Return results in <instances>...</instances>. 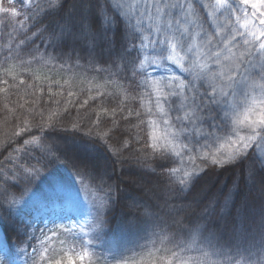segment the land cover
<instances>
[{
	"label": "trees",
	"instance_id": "16d2710c",
	"mask_svg": "<svg viewBox=\"0 0 264 264\" xmlns=\"http://www.w3.org/2000/svg\"><path fill=\"white\" fill-rule=\"evenodd\" d=\"M15 1L18 15L0 16V264L83 253L84 264H162L173 253L193 264H264V126L238 123L264 101V76L246 97L232 84L219 105L202 97L190 108L189 98L170 112L159 90L150 99L140 85L147 60L191 77L167 61L174 54L193 79L224 71L222 42L245 39L230 16L240 0H160L174 6L159 31L146 14L156 0H108L111 12L107 0ZM194 43L204 52L196 66ZM154 77L144 78L169 83ZM215 80L193 89H217ZM188 135L198 158L184 166L174 156ZM240 136L247 147L231 152Z\"/></svg>",
	"mask_w": 264,
	"mask_h": 264
},
{
	"label": "rangeland",
	"instance_id": "374dc122",
	"mask_svg": "<svg viewBox=\"0 0 264 264\" xmlns=\"http://www.w3.org/2000/svg\"><path fill=\"white\" fill-rule=\"evenodd\" d=\"M27 2L26 6L31 7V5L33 4V0H22ZM15 0H8V4L9 5H13L14 8L16 6L15 9H17L18 5L16 3ZM108 3V9L111 12L113 10V7L111 5V3L107 0ZM244 6H240L239 9L235 8L230 12V16L232 18V20L234 21L236 19V17L238 15H240L242 13V11H244L243 9ZM10 8V7H8ZM209 10L211 9L210 7L208 8ZM216 12L215 13H219L220 15L223 14L224 12H226L227 10H221L220 8H216L215 9ZM213 13V14H215ZM8 16L12 17L11 12L8 13H4V12H0V16ZM114 16L115 18L118 16L116 14V12L114 11ZM10 19V18H9ZM235 27L238 29V25L235 23ZM240 32V30L238 29V33ZM231 41V39H229ZM241 46L243 44V40H241ZM256 43V42H255ZM214 46L217 45V41H215V43L213 42ZM234 47L233 51L237 52V54H239L240 51H242V49H235V45H232ZM254 42H253V47H254ZM203 49L201 48V45L199 43H194L193 46V57L189 60H191L192 62L195 63V66L197 64V62L203 57L202 54L204 53L202 51ZM256 51V49L251 50L250 53H246L244 58H242V60H247V64L245 62H243L242 60L240 61V66L238 68H235V72L233 73L234 70H231L230 73L228 74L226 79H222L219 78V71H207L204 73V75L199 78L193 79L191 77H194L195 75H198L199 73L196 72L194 69L190 68V64L188 61L182 59V58H178V59H168L167 61L172 63L174 66L177 67L178 71L186 74L187 76H191V77H185L184 75L180 74V77H177L176 75H172V74H164L165 69L164 68H160L159 66L156 65V63L151 60H147L144 61L141 64V76L143 79V82L140 84L141 86H143V91L142 93H145L147 95H149L150 99H152L153 97L151 95H153L157 90H159V98L161 99V110L164 107L168 106V112H170V107L169 105H183L184 107H186L188 109L189 105L191 104V102L189 101V98H193V102L190 105V108L193 107V105H199V101L202 97L206 98V103H208L209 105L212 104H216L219 105V100L224 96V91L226 90V88H229L232 84L233 87L237 86V87H242L243 88V92L244 95L243 97H246L247 94V89L248 87L251 88V86L249 85L251 83V81H255L256 79H258L259 77H263L264 76V62L260 61L261 58L264 57L263 53L261 54H254ZM208 56V55H207ZM227 64V68L224 70L225 72H228V62ZM211 67L214 66L213 64H210ZM155 67V71H153L151 74H147V71L154 68ZM244 68V69H243ZM160 70V73H158ZM240 70H244L248 76L246 77H242ZM237 77L233 76L235 73H237ZM154 75L155 77L153 78V80L156 81V78L159 76H163L166 75L167 76V80H169V83L166 84L165 86L162 84H149L148 81L145 80V78H151V76ZM215 77L219 80H215V85L217 84V89L215 88H210V89H205L204 86L197 88V89H193V87L195 86L196 83L200 82V80H204L206 81L207 79H210L212 77ZM229 75H230V79H229ZM145 77V78H144ZM169 78H174L172 80H170ZM233 79L234 83H231V80ZM155 81H151L152 83H155ZM157 83V82H156ZM224 83V84H221ZM149 86V88H145ZM169 99H171V101H169ZM247 100V99H245ZM232 104H229L228 107L230 106L229 109H232L231 106ZM238 106V105H236ZM169 115V114H168ZM193 115V112H192ZM171 116V115H169ZM227 114L222 113L221 118H226ZM192 119V118H191ZM241 119V118H240ZM193 120V119H192ZM263 127V126H260ZM196 135V133H194ZM194 135V136H195ZM256 139V137H254V140ZM192 138L190 137V135H188V138L185 140V142L189 143L188 145H184L182 150L179 151V153L174 156L175 162L178 164H183L185 166V163H191L192 160L197 159L198 157H192L191 155H189V152L192 149V142H191ZM253 140V141H254ZM192 146H191V145ZM156 150V149H155ZM158 150H161L163 154L168 155L167 151L162 148L159 147ZM160 152V151H159ZM206 153H202V156H204ZM172 158V157H170ZM264 164V161H263Z\"/></svg>",
	"mask_w": 264,
	"mask_h": 264
},
{
	"label": "snow or ice",
	"instance_id": "6c2138e0",
	"mask_svg": "<svg viewBox=\"0 0 264 264\" xmlns=\"http://www.w3.org/2000/svg\"><path fill=\"white\" fill-rule=\"evenodd\" d=\"M241 4L244 6V11L240 15L236 17V24L238 25V29L240 32L238 34H242L245 39L243 40L242 46L235 47V49H242V51L237 54V52L233 51L234 47L231 44V41L222 42L223 44V52H219L216 56V62L221 64L222 68L224 67L223 62L220 57L222 53L224 54L223 60L228 62V72H224L223 70L220 72V75H228L231 70L238 68L240 66V61L245 56L246 53H250L253 48V42H256L260 49H264V0H240ZM224 0H216L217 6H222ZM172 4L161 3L160 0H156V2L151 6V8L146 9V14L148 19L155 25L157 31L160 30V27L163 23H165V10L173 7ZM154 8V12L152 11ZM0 12L8 13L11 12L12 16H17L18 13L15 8H7L0 5ZM145 13H141L143 16ZM137 22H141L137 20ZM208 46V45H206ZM176 54H174L173 58L177 59ZM215 78V75H214ZM230 79V75H229ZM240 125L247 126L250 128H257L260 126H264V101H260L259 103L253 102L252 105L244 112L242 118L238 121ZM153 148L156 147L155 141L157 137L153 134ZM250 140V137L240 136L238 140H234L231 142L232 151H238L241 146L247 147V143ZM230 152V153H231ZM87 253L81 254L75 260L71 257L67 259V261L54 259L49 262V264H84V258ZM172 259H167L162 262V264H193L190 260L181 259L175 253L172 254ZM133 264H156L154 260H140L134 261ZM195 264H204V262L196 261Z\"/></svg>",
	"mask_w": 264,
	"mask_h": 264
},
{
	"label": "clouds",
	"instance_id": "9594fccd",
	"mask_svg": "<svg viewBox=\"0 0 264 264\" xmlns=\"http://www.w3.org/2000/svg\"><path fill=\"white\" fill-rule=\"evenodd\" d=\"M205 264H210V262L206 261Z\"/></svg>",
	"mask_w": 264,
	"mask_h": 264
}]
</instances>
